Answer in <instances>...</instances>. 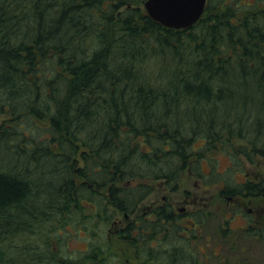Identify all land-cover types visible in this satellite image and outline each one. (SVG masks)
Here are the masks:
<instances>
[{
    "label": "trees",
    "instance_id": "trees-1",
    "mask_svg": "<svg viewBox=\"0 0 264 264\" xmlns=\"http://www.w3.org/2000/svg\"><path fill=\"white\" fill-rule=\"evenodd\" d=\"M145 1L0 0V264H130L131 242L143 264H198L210 234L218 264H264V222L233 236L219 213L153 245L169 208L152 232L144 216L121 228L113 251L109 227L154 181L177 190L214 153L264 158V0H208L181 29ZM236 194L264 195V178L220 192Z\"/></svg>",
    "mask_w": 264,
    "mask_h": 264
},
{
    "label": "rangeland",
    "instance_id": "rangeland-1",
    "mask_svg": "<svg viewBox=\"0 0 264 264\" xmlns=\"http://www.w3.org/2000/svg\"><path fill=\"white\" fill-rule=\"evenodd\" d=\"M247 1L252 2L253 0ZM210 156L212 158L210 157L208 159H204L200 163L199 169L203 176L197 175L192 171H186L182 175V178L180 180V187L176 191H172L167 188L164 185L163 181H154L153 192L143 201L138 210L139 213H141L142 215L149 206L163 204L165 200H169L171 203H174V206H176L177 208H185V211H187V213H192L193 211L198 209L206 213H219L220 217H224L222 220L223 222H225V219L227 220L231 217L232 235L234 236L241 232L245 228V226L249 225V219H252L253 217L248 214L245 208H242L237 204H229L230 199L228 198V196H222L220 195V192L223 188H225L227 181H229L233 186L234 184L245 182L248 179L255 182L262 180V178H264V158L260 157L255 163H251L245 160L244 157L240 158V162H234L229 156H227V154L225 155L223 153H214ZM232 167H237L236 172L231 171ZM237 195L238 194H236V196ZM164 196L166 198H164ZM260 199L262 200V204L264 206V195L260 196ZM237 211H241L242 213L233 218L232 215ZM184 216V223L186 225L191 224L190 222H188V219H190L189 214H185ZM129 220L130 219L124 216V214L120 213L116 218V222L111 225V227H109V234L113 243V251L119 255H122V247L119 246L116 232L118 233L120 228L127 225L129 223ZM262 222H264V216ZM256 225L258 224L256 223ZM195 231L199 236L202 234L200 233L201 226H198L197 223ZM63 237H65V235H63ZM54 239L55 240L53 244L55 246V249L61 251L60 241L58 240V237ZM67 240L68 245H70L69 248L72 250H77L75 251V253L74 251H71V255H75L78 257L80 253L78 249L86 248L85 243L78 241L75 242L71 238ZM201 242L202 244L200 246L202 250L197 253V258L199 261L198 264H218L219 259L216 254H214L215 251L212 249L215 247L217 239L210 234L204 241ZM262 247L264 249V244H261V248ZM216 251L219 254L222 253L223 250H221V245H218L216 247ZM80 256L82 257L84 255L81 254ZM135 261L137 264H140L141 262L137 260ZM100 262L101 261L93 260V262L87 261L84 264H98Z\"/></svg>",
    "mask_w": 264,
    "mask_h": 264
},
{
    "label": "flooded vegetation",
    "instance_id": "flooded-vegetation-1",
    "mask_svg": "<svg viewBox=\"0 0 264 264\" xmlns=\"http://www.w3.org/2000/svg\"><path fill=\"white\" fill-rule=\"evenodd\" d=\"M256 182H258V181H256ZM167 188H169V187H167ZM170 190H172V189H170ZM172 191H176V190H172ZM261 196H263V195H261ZM164 198H166V197L164 196ZM228 198L230 199L229 204H237L238 206L245 208V210L248 212V214L253 217L252 219H249V225L252 224V222L254 221L259 225V227H262V219L264 216L263 215L264 206L262 204V200L260 199V196L238 195L236 197H228ZM163 208H169L170 216H169V219L166 218V219L162 220V221H165V223H164V230L165 231L158 233L156 235V239L152 241V244L155 246H157L159 244L160 240H165L167 237L171 243H176L175 241H176V237L178 235L179 236L186 235V237H188V234L192 233L191 231L196 229V221L194 220V215H197L199 212H203L202 210L198 209V210L193 211L192 213H187V211H185V208H177L176 206H174V203H171L169 200H165L163 202V204H157V205L149 206L145 210L144 214H142V215H141V213H139V211H138L139 209H138L133 215L128 216L126 214L125 216L130 219L129 223H133V224H135V223L138 224L139 217L144 216V218H146V220L149 222V224L147 225L149 232H152L153 231L152 230V224L154 222H157V220H160L158 213L160 211H162ZM204 213H206V212H203V214ZM208 213H212V212H208ZM208 213H206V214H208ZM240 213H242V212L237 211L235 214L232 215V217L235 218ZM185 214H189L190 219H188V222H190L191 224L186 225L184 223V219H185L184 215ZM174 216H176V217H174ZM227 220H228L227 228L231 229L232 218L230 217V219H227ZM244 222H245V219H244ZM247 226H245V228ZM224 227L226 228V226H224ZM122 228H124V227H122ZM167 232L170 234H167ZM173 251H176L179 254L181 252V249L169 248L167 250L166 249L164 250V252H166V253L170 252L172 254L174 253ZM129 254H130V257L127 259V262H129L130 264H136L135 259H134V256L136 255V247L134 245V242H131V245L129 248ZM164 255H166V254H164ZM98 264H102V263L100 262ZM140 264H143V263L140 262ZM146 264H156V261L154 259H150L149 262Z\"/></svg>",
    "mask_w": 264,
    "mask_h": 264
},
{
    "label": "water",
    "instance_id": "water-1",
    "mask_svg": "<svg viewBox=\"0 0 264 264\" xmlns=\"http://www.w3.org/2000/svg\"><path fill=\"white\" fill-rule=\"evenodd\" d=\"M208 0H146L147 13L171 28L193 26L204 14Z\"/></svg>",
    "mask_w": 264,
    "mask_h": 264
},
{
    "label": "clouds",
    "instance_id": "clouds-1",
    "mask_svg": "<svg viewBox=\"0 0 264 264\" xmlns=\"http://www.w3.org/2000/svg\"><path fill=\"white\" fill-rule=\"evenodd\" d=\"M252 5H244V7L245 8H247V7H251ZM142 170V169H141ZM101 210H102V205H101ZM87 223H89V225H91V221H88ZM64 235H65V237H67L68 236V234L67 233H64ZM118 259V257H112V260L114 261V260H117Z\"/></svg>",
    "mask_w": 264,
    "mask_h": 264
}]
</instances>
